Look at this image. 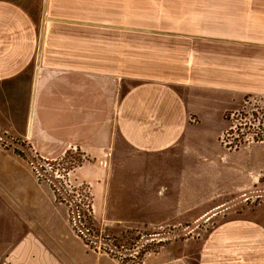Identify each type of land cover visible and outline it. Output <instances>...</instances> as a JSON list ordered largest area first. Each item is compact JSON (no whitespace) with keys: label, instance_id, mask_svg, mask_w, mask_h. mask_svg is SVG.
<instances>
[{"label":"crops","instance_id":"obj_1","mask_svg":"<svg viewBox=\"0 0 264 264\" xmlns=\"http://www.w3.org/2000/svg\"><path fill=\"white\" fill-rule=\"evenodd\" d=\"M250 92L264 0H0V128L42 158L80 150L76 179L146 226L215 218L196 264H264V140H222ZM51 240L25 227L0 264H67Z\"/></svg>","mask_w":264,"mask_h":264},{"label":"rangeland","instance_id":"obj_2","mask_svg":"<svg viewBox=\"0 0 264 264\" xmlns=\"http://www.w3.org/2000/svg\"><path fill=\"white\" fill-rule=\"evenodd\" d=\"M226 117L229 127L222 140L241 146L264 136V94H246L240 108ZM20 157L33 173L16 161ZM40 158L26 141L0 128V252L25 227H37L39 235L65 246L61 256L67 264H196L194 246L215 218L195 227L146 226L141 220L144 214L131 209L132 201L95 200L92 186L76 179L74 169L84 161L80 150L57 159ZM35 179L48 184L52 192L37 186ZM21 184L28 191L20 193L24 200L18 201L11 192L17 195ZM256 193L264 199V187ZM259 202L260 198L249 201Z\"/></svg>","mask_w":264,"mask_h":264},{"label":"trees","instance_id":"obj_3","mask_svg":"<svg viewBox=\"0 0 264 264\" xmlns=\"http://www.w3.org/2000/svg\"><path fill=\"white\" fill-rule=\"evenodd\" d=\"M227 118V117H226ZM229 132V131H228ZM257 140H264V136H257V137H253L252 141H257ZM224 144L226 145L227 148L233 150V149H238L240 146V143H229L225 138L223 139ZM70 154V150L68 152H66V156ZM41 160H44L43 158H40ZM80 165V164H79Z\"/></svg>","mask_w":264,"mask_h":264}]
</instances>
